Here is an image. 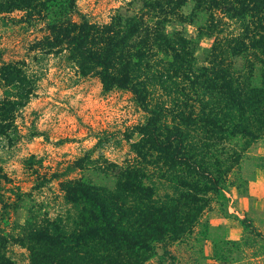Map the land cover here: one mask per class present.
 <instances>
[{"label":"trees","instance_id":"trees-1","mask_svg":"<svg viewBox=\"0 0 264 264\" xmlns=\"http://www.w3.org/2000/svg\"><path fill=\"white\" fill-rule=\"evenodd\" d=\"M139 1L133 14L117 11L107 21L79 13L76 0L0 1V13L20 10L8 18L41 31L29 42L34 64L5 59L0 44V136H20L16 119L36 95L49 55L62 56L82 77H98L104 91H129L144 112L122 132L130 155L121 162L105 154L75 161L81 175L61 184L77 207L71 228L62 216L29 217L13 234L8 210L24 193L14 204L0 201V264H14L5 252L10 240L28 250L31 264L164 263L182 244L203 250L213 201L224 209L227 186L246 188L242 164L264 157L252 152L264 139V0ZM190 1L192 14H209L200 33L214 40L204 62L194 40L167 29L186 17ZM237 56L245 57L240 70ZM255 64L258 85L251 81ZM213 241L214 257L225 260Z\"/></svg>","mask_w":264,"mask_h":264},{"label":"rangeland","instance_id":"rangeland-1","mask_svg":"<svg viewBox=\"0 0 264 264\" xmlns=\"http://www.w3.org/2000/svg\"><path fill=\"white\" fill-rule=\"evenodd\" d=\"M76 3L79 13L97 21H107L117 11L133 14L141 6L139 0H76ZM193 7L192 1L183 6L186 17L168 22L167 29L181 30L194 40L195 55L204 62L214 38L200 33L208 12L200 10L192 14ZM22 14L20 10L0 13V44L5 59H27L34 64L33 52L28 47L41 34L40 25L28 26L8 18ZM78 16L75 13L74 18ZM41 61L47 67L46 73L36 95L16 119L20 136L13 141L0 136V201L13 203L18 193H24L21 203L8 210L11 223L7 229L13 234L19 233L18 228L12 229L15 224H24L29 217L39 220L62 216L71 228L77 207L65 198L61 184L67 178L81 175L75 161L87 154L92 159L105 154L109 160L121 162L130 155V141L124 139L122 132L144 117L129 91H104L98 77L78 75L62 56L49 55ZM244 64V56L234 58L236 69H242ZM261 72V65L255 64L253 84H260ZM98 137L102 139L100 144ZM135 139L136 136L132 141ZM252 152L264 156V139L252 147ZM258 169L264 170V157L246 160L240 172L247 179L246 188L240 191L236 186H227L224 209L213 201L208 211L213 229L203 250L200 245L193 250L182 244L175 251V260L169 256L162 263L152 258L147 264H264V184L256 183ZM238 193L249 198V210L238 211L234 207ZM250 221L255 229L244 226ZM226 231L235 243L224 241ZM213 240L226 255L225 260L214 257ZM5 252L14 264H31L28 250L13 240L8 242Z\"/></svg>","mask_w":264,"mask_h":264},{"label":"crops","instance_id":"crops-1","mask_svg":"<svg viewBox=\"0 0 264 264\" xmlns=\"http://www.w3.org/2000/svg\"><path fill=\"white\" fill-rule=\"evenodd\" d=\"M258 182V185H263L264 184V170L262 169H258L257 173H256V183ZM264 195V194H263ZM264 197V196H263ZM234 207L236 208V210H241V211H247L250 209V200L248 197L244 196V195H240L239 193L236 195L235 197V203H234ZM226 237L228 239H231L229 231H226Z\"/></svg>","mask_w":264,"mask_h":264}]
</instances>
